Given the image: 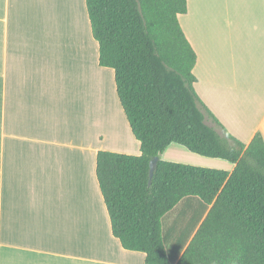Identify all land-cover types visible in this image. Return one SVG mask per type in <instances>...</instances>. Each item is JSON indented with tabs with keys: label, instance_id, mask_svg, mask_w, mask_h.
<instances>
[{
	"label": "crops",
	"instance_id": "crops-1",
	"mask_svg": "<svg viewBox=\"0 0 264 264\" xmlns=\"http://www.w3.org/2000/svg\"><path fill=\"white\" fill-rule=\"evenodd\" d=\"M186 2L178 21L198 97L241 142L264 138V0ZM173 145L159 157L175 160ZM98 151L140 148L113 70L98 64L85 0H0V264H144L111 233Z\"/></svg>",
	"mask_w": 264,
	"mask_h": 264
},
{
	"label": "trees",
	"instance_id": "trees-1",
	"mask_svg": "<svg viewBox=\"0 0 264 264\" xmlns=\"http://www.w3.org/2000/svg\"><path fill=\"white\" fill-rule=\"evenodd\" d=\"M85 7L98 64L113 70L140 148L96 154L112 235L143 252L144 264H264V138L257 132L241 142L198 97L195 52L178 21L186 0H85ZM171 144L233 168L161 159Z\"/></svg>",
	"mask_w": 264,
	"mask_h": 264
},
{
	"label": "rangeland",
	"instance_id": "rangeland-1",
	"mask_svg": "<svg viewBox=\"0 0 264 264\" xmlns=\"http://www.w3.org/2000/svg\"><path fill=\"white\" fill-rule=\"evenodd\" d=\"M173 146H176V145H173ZM178 148H179L178 150L171 152L173 154L172 158L175 159L173 161H177V162H181V163H187V162L191 161V160H189V158H187V154H192V153L187 151L186 149H184L182 147H178ZM193 156H199V155H193ZM199 157H202V156H199ZM203 158H207V157H203ZM211 160H213V159H211ZM214 160H217V161L219 160L220 162H224L228 166L231 165V163H229L226 160H221V159H214ZM188 164H190V162ZM193 165H197V164H193ZM175 212L176 211H172L171 213H169L164 221L166 223L170 222V220L174 217Z\"/></svg>",
	"mask_w": 264,
	"mask_h": 264
},
{
	"label": "water",
	"instance_id": "water-1",
	"mask_svg": "<svg viewBox=\"0 0 264 264\" xmlns=\"http://www.w3.org/2000/svg\"><path fill=\"white\" fill-rule=\"evenodd\" d=\"M158 160V157L157 156H153L150 161H149V181H150V178L152 176V173H153V169L155 167V164Z\"/></svg>",
	"mask_w": 264,
	"mask_h": 264
}]
</instances>
